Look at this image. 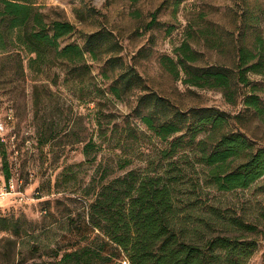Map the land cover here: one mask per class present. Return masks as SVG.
Listing matches in <instances>:
<instances>
[{"label":"trees","instance_id":"obj_1","mask_svg":"<svg viewBox=\"0 0 264 264\" xmlns=\"http://www.w3.org/2000/svg\"><path fill=\"white\" fill-rule=\"evenodd\" d=\"M157 13L146 30L160 27ZM242 32L245 40L249 29L244 26ZM76 33L71 23L50 20L34 0H0V73L7 67L24 81L28 69L40 85L33 86L36 99L39 90L50 93L49 84L70 83L80 93L74 97L94 105L99 144L86 129L74 132V123L60 129L49 116L37 115L41 145L63 138L68 144H82L86 165L95 163L104 149L117 150L115 167L124 171L110 179L112 166L99 164L87 182L72 177L73 166L63 171L64 192L74 181L76 189L70 193L81 191L88 202L86 218L77 230L68 218L66 237L46 248L51 260L39 264H249L259 238H264V212L259 214V230L231 209L210 206L205 189L244 191L264 179V148L230 129L235 117L213 108L183 110L149 90L124 61L112 32L99 29L83 35L82 45L63 43ZM256 33L250 46L240 41L235 47L231 68L198 67L204 55L187 42L174 49V58L161 56L159 64L175 78L183 74L185 86L219 92L231 106L241 100L244 110L264 121V38L260 30ZM93 65H101L97 75ZM253 76L261 81H252ZM131 98V116L105 128L103 121L109 125L115 118L114 103ZM147 134L160 146L148 156L146 167L128 169L132 158L143 152L138 147L149 139ZM3 173L7 183L5 158ZM34 231L27 220L0 216V236L6 237L1 241L16 246ZM93 232L97 235L90 238Z\"/></svg>","mask_w":264,"mask_h":264},{"label":"rangeland","instance_id":"obj_2","mask_svg":"<svg viewBox=\"0 0 264 264\" xmlns=\"http://www.w3.org/2000/svg\"><path fill=\"white\" fill-rule=\"evenodd\" d=\"M34 3L50 20L69 22L76 28L77 33L65 39L64 44L82 45L83 35L99 29L112 32L122 46L124 61L135 68L149 90L183 110L213 108L230 118L235 117L230 129L244 134L256 147L264 148V121L244 110L241 100L236 106H231L219 92L185 86L183 74L175 78L159 64L161 56L174 58V49L187 42L204 55L198 67L220 64L231 68L236 62L235 47L240 45V41L250 46L258 30L264 38V0H34ZM156 12L160 27L146 30ZM244 26L249 29L245 40L242 37ZM100 66L93 65L94 75L98 74ZM26 73L24 81H20L7 67L0 73V122L5 127V142L0 137V186L6 183L3 173L5 158L9 181L13 180L22 194L21 199L13 195L0 201V216L27 220L35 231L16 246L7 239L0 240V264L50 261L46 248H53L56 242L66 237L68 218L73 220L75 229L80 227L86 218L88 202L81 191L70 193L76 189L74 181L64 192L66 186L61 175L65 169L73 166L72 177L77 182H87L94 177L99 164L112 166L115 173L110 179L124 173L115 167L117 150L104 149L95 163L86 165L83 163L82 144H68V139L63 138L41 145V123L36 121L37 115L39 119L49 116L60 129L69 122L74 123V132L86 129L95 142L99 144L101 141L96 133L94 105L78 100V90L73 89L70 83L62 85L59 82L55 87L49 84L50 93L39 90L36 99L33 86L37 83L32 81V72L26 69ZM251 80L261 81V78L253 76ZM35 102L39 106L36 107ZM132 106V98L123 103L115 102L112 111L115 118L109 125L103 121V126L120 125L125 117L131 116ZM9 109L14 115L12 121L6 117ZM147 135L149 139L138 147L143 152L132 158L133 164L128 169L146 167L148 156H152L155 148L160 146L156 139ZM205 191L209 194L210 206L214 204L224 210L231 209L246 222L263 230L259 214L264 212V179L244 191L225 194L211 188ZM48 224L49 227L43 228ZM95 235L97 232L89 234L90 238ZM0 238L6 237L2 234ZM65 242L60 243L65 245ZM84 244L86 242L80 245ZM249 264H264V238H259L258 250Z\"/></svg>","mask_w":264,"mask_h":264},{"label":"built area","instance_id":"obj_3","mask_svg":"<svg viewBox=\"0 0 264 264\" xmlns=\"http://www.w3.org/2000/svg\"><path fill=\"white\" fill-rule=\"evenodd\" d=\"M6 117L9 121H12L14 118L13 112L11 109L8 110ZM5 127L2 122H0V137L1 141L5 142L4 133ZM17 196L19 199L22 198V194L18 191L17 185L14 184L13 180L8 181L3 186H0V201L9 198L10 196ZM121 264H128L126 261H122Z\"/></svg>","mask_w":264,"mask_h":264}]
</instances>
